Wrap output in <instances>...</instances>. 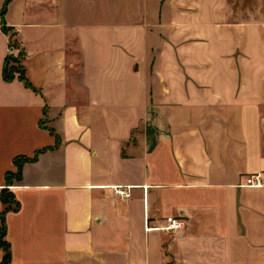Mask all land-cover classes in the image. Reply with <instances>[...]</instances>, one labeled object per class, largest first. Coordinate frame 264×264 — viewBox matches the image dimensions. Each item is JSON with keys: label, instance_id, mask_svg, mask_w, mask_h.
<instances>
[{"label": "crops", "instance_id": "1", "mask_svg": "<svg viewBox=\"0 0 264 264\" xmlns=\"http://www.w3.org/2000/svg\"><path fill=\"white\" fill-rule=\"evenodd\" d=\"M261 1L240 23L227 0L8 1L31 87L3 81L0 30L9 264H264Z\"/></svg>", "mask_w": 264, "mask_h": 264}, {"label": "trees", "instance_id": "2", "mask_svg": "<svg viewBox=\"0 0 264 264\" xmlns=\"http://www.w3.org/2000/svg\"><path fill=\"white\" fill-rule=\"evenodd\" d=\"M8 1L9 0H2V5L0 8V30L5 35L9 33V30L4 27V22H3V16L5 13ZM16 46H17L16 42L14 40L11 41V38L8 37V48H16ZM21 58H22V54L20 53V51L17 53L16 57L6 56L3 61L1 76H2L3 81L9 82L14 78L16 74L17 80L20 81L26 88L31 89V87L29 86V84L27 83V81L25 80L23 76V69L19 64ZM8 62H12L13 64H16L17 68L14 69V67L12 66L7 70ZM34 159H35V156L31 160H34ZM27 162H29V160L24 157H16L12 160L13 167L15 168V173L5 174L4 176L5 186H11V179L18 181L20 168L24 163H27ZM0 203L2 206V210L0 211V250L2 252V259H1L0 264H9V261H10L9 246L7 242L4 241V235H5V218L4 217L6 213L16 211L18 208V205L13 200L11 193L8 192L7 189H2L0 191Z\"/></svg>", "mask_w": 264, "mask_h": 264}, {"label": "rangeland", "instance_id": "3", "mask_svg": "<svg viewBox=\"0 0 264 264\" xmlns=\"http://www.w3.org/2000/svg\"><path fill=\"white\" fill-rule=\"evenodd\" d=\"M261 0H227L226 9H227V19L232 22H244V21H261L263 17L259 10H261ZM126 8H132L131 1L125 3ZM125 20H131L132 18L126 17ZM8 37L11 38V41L14 40L11 33H8ZM17 68L16 64L8 62L7 70L10 67ZM16 75V74H15Z\"/></svg>", "mask_w": 264, "mask_h": 264}, {"label": "built area", "instance_id": "4", "mask_svg": "<svg viewBox=\"0 0 264 264\" xmlns=\"http://www.w3.org/2000/svg\"><path fill=\"white\" fill-rule=\"evenodd\" d=\"M15 49L17 48H8L6 52V56L16 57L18 50ZM244 184L252 188H259L261 186L260 174L256 173L252 176H249L248 178L245 179ZM113 194L121 198H127L129 195L126 191H123V189L120 188L113 189ZM180 229H181L180 220L173 217H166L164 219L163 230L167 232H178Z\"/></svg>", "mask_w": 264, "mask_h": 264}]
</instances>
